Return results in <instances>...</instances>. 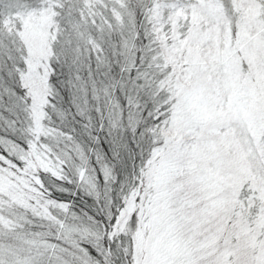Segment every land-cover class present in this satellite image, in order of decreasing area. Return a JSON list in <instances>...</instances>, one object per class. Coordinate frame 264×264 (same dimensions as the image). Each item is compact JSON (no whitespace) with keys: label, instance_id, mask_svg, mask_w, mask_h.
I'll use <instances>...</instances> for the list:
<instances>
[{"label":"snow or ice","instance_id":"6c2138e0","mask_svg":"<svg viewBox=\"0 0 264 264\" xmlns=\"http://www.w3.org/2000/svg\"><path fill=\"white\" fill-rule=\"evenodd\" d=\"M0 264H264V0H0Z\"/></svg>","mask_w":264,"mask_h":264}]
</instances>
